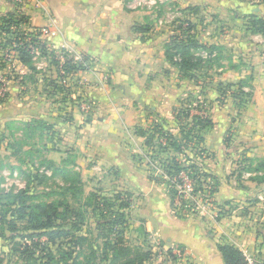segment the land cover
Instances as JSON below:
<instances>
[{"label":"crops","instance_id":"crops-1","mask_svg":"<svg viewBox=\"0 0 264 264\" xmlns=\"http://www.w3.org/2000/svg\"><path fill=\"white\" fill-rule=\"evenodd\" d=\"M253 13L264 19V2L165 0L156 10H131L125 0H0V79L6 90L0 105L7 109L0 119L53 124L59 137L51 144L61 151V160L69 155L82 174H100L124 186L131 194V217L150 241L183 247L188 264H224L219 243L233 244L249 260L264 264V181L244 180L242 173L239 182L235 169L243 158L264 159V36L250 28ZM11 14L14 20L23 18L12 31L50 28L54 34L43 37L47 51L55 54L63 46L70 61L85 66L73 72L67 86L73 99L89 105L88 121L76 105L68 107L67 120L57 112L36 75L41 66L56 75L49 54L28 62L19 58L13 34L2 30ZM182 21L193 25L200 45L215 48L216 62L188 72L194 79L165 53L178 32L174 25ZM201 51L194 56L207 59ZM248 76L252 88L246 105L221 97V84ZM192 97L210 103L212 126L202 132L206 157L200 163L214 178L216 191L209 210L180 218L171 212L167 187L148 163L165 156L156 150L162 138L152 133L154 125L178 137L174 108ZM251 197L253 212L234 206Z\"/></svg>","mask_w":264,"mask_h":264},{"label":"rangeland","instance_id":"rangeland-1","mask_svg":"<svg viewBox=\"0 0 264 264\" xmlns=\"http://www.w3.org/2000/svg\"><path fill=\"white\" fill-rule=\"evenodd\" d=\"M176 26L174 25L173 28ZM36 62L39 61L36 60ZM39 69L36 75L40 74L41 78L56 76L50 75L46 66H41ZM41 85L43 89L44 83L42 82ZM60 86L65 88H60L56 95L50 98V102L55 104L61 117L67 118L69 116L68 107L72 104L79 108L82 101L77 97L74 99L71 97L73 92L71 88L70 93L64 90L69 88L67 84ZM5 92L0 94V99L4 97ZM64 96H67L66 101L69 103L67 106L60 102ZM186 100L192 101L193 106L198 105L204 112H208L210 103L205 104L207 99L192 97ZM219 101L221 102L222 98H219ZM13 103L9 102L7 105L11 110L14 107ZM45 104L44 108L49 105V102ZM3 112H7V109L1 104L0 114ZM89 113H91L90 107L83 113L84 121L90 115ZM8 122L9 120L0 119V264H62L60 263L62 253L77 257L81 264H87V259L94 261V264H110L107 257L108 254L110 257L111 251L105 255L106 233L107 238H112L114 242V236L108 233L112 226L110 221L115 219L116 212L123 211V208H118L119 201H115L112 197L116 192H127L124 186L115 184L114 180L106 176L99 178L100 174L92 178L82 174L75 164H70L69 155L65 157L69 161L66 170L71 172L66 174L61 170L63 165L61 151L60 153L53 151L51 142L49 140L47 142L48 138L45 135L40 138L41 136L38 135L41 131L26 128L27 126L21 122ZM44 143L48 145V149H42ZM191 155L187 153L186 157ZM182 160L184 161L183 158ZM197 160L200 162L199 159ZM50 161L53 162L54 168L49 166ZM149 161V169L154 173L156 167L151 163L156 164L157 161L151 159ZM250 163L248 170L241 172L246 178L237 177L239 182L242 179L264 181V167L255 172L254 168L257 163L252 161L247 164ZM241 164L235 168L236 173L239 172ZM65 175L68 177L66 178ZM98 197L107 199L112 207H105V210H112V212H104L97 208L95 202ZM252 201L253 197L245 204L234 206H237L243 213L253 212V205L250 204ZM133 211L134 209L130 206L127 228L124 233L125 244L133 250V253L134 251L146 252L148 248L151 258L145 264H188V261H179L170 255L159 254L147 234L143 232L142 226L132 219ZM194 212H198L192 213L195 215L201 211L196 209ZM192 214L185 213V216ZM46 224L49 225V230L57 228L71 230L73 232L72 241L48 244L46 236L41 235L46 231ZM79 238L80 240H77ZM51 255L54 261H49ZM129 258H133V255L127 256L124 260Z\"/></svg>","mask_w":264,"mask_h":264},{"label":"trees","instance_id":"trees-1","mask_svg":"<svg viewBox=\"0 0 264 264\" xmlns=\"http://www.w3.org/2000/svg\"><path fill=\"white\" fill-rule=\"evenodd\" d=\"M259 1L264 2V0ZM248 18L251 30L264 36V19L260 18L257 14L254 13L249 14ZM20 21H23L22 17L14 20V15L11 14L5 21L6 23L2 27V30L6 33L13 34L11 45L22 42L21 45H18L13 49L17 51V54L21 60L28 62L31 59V55L26 49L27 43L23 41V39L25 38V33L16 30L12 31L10 29L12 25H16L17 22ZM176 29L178 32L172 35L170 40L165 45L166 56L170 60V62L176 65L179 70L183 71L185 75L194 79L195 76L188 72L202 69L207 65H212V63L216 62V56L208 57L207 59L203 60L198 56H194L193 52L197 50H206L209 54H211L215 51V48L202 46L197 42L193 31V25L190 22L184 23L182 21L176 26ZM31 42H36L37 44L41 45V50L43 51L42 53L49 54L50 63L53 65V67H55L57 71L58 60L55 58V54L53 52L47 51L44 44H42L40 40L31 39ZM84 67V65L79 66L74 64L68 58L64 63L65 72H74L78 69H84ZM31 68L35 69L32 66ZM50 77L51 76H49L48 78H42V80L44 83L43 89L46 92L47 97L52 98L53 95H56V92L59 91L60 88L62 89L65 87H62L58 84L59 76H57V74L55 77ZM29 79L31 80L32 76H29ZM251 88V77L248 76L247 78L242 79L237 83L224 85L221 84L219 86V91L221 97H232L237 101V105L244 106L250 99ZM64 90L70 93V88ZM66 100L67 96H64L62 97V100L60 102H63L64 105V103L67 102ZM191 103L192 101H181L174 108L175 118L178 123V137L174 136L168 130H165L163 126L159 124L154 125L152 133H157L159 138H162V142H157L156 150L159 154L163 153L165 155L163 157L161 156L157 161L161 166L163 172L170 179L176 176L182 169L187 171L188 174L192 176L194 182V192L202 191L207 187L209 197H211L212 199L213 193L216 191V182H214V178L211 177L210 174L203 169L202 163L198 162L197 160L206 157V151L203 147L204 138L202 132L205 129L211 127L212 122L209 115L204 112L200 106H193ZM67 118L64 119L67 120ZM88 120L89 119L87 118L86 121ZM24 124L25 126H27L26 128H29L31 130L37 129V131H41V133L39 132L38 135L41 136L40 138L45 135L48 138L47 142L48 140L52 142L56 137V131L53 128V124H50L46 121L34 119L30 122H25ZM150 138H152L151 134L147 137V139L149 140ZM42 149H48V145L46 143L42 144ZM187 153H191L192 155L187 158ZM180 156H182L185 162ZM61 162L63 163V165L61 166V170L66 174L67 172H71L69 170H66V168L69 166L67 164L69 163L68 160L62 159ZM249 162L252 161L248 158H243L241 160L239 164H242L239 168V172L237 173V177H241V172L248 170L251 165V163L249 165L247 164ZM255 163H257L256 168H254L255 172L260 171L264 167V159L256 160ZM48 164H50L49 166L54 168L53 162L50 161L48 162ZM65 177L67 178L68 176L65 175ZM156 178L160 182L164 183L168 188L170 205L172 207L173 199L176 196L177 191L175 190L174 186H172L168 180L163 179L161 175L157 174ZM94 197L96 198L97 196ZM112 198L115 201H119L118 208H123V211L116 212L114 215L115 219L110 221L112 226L108 230V233L114 236L113 239H115V241L112 242V238H107L108 234L106 233V242L104 243L106 247L105 255H107V253L111 251L110 257L109 254V258L107 257L110 264H145V262L149 261L151 258L150 250H148L147 248L146 252L134 251L133 253V250L130 247H127L124 241V233L127 228L128 211L132 203L131 194L129 192H116ZM95 203L98 209H102V211L104 212H112V210H105V207L111 208L112 205L109 204L107 199H105L104 197H98ZM182 203L183 204L181 205V207L183 208L184 201ZM211 204L213 205V201H211ZM94 209H96V206H94ZM181 212L182 211L178 212L176 216L180 218L186 217L185 214ZM218 214H220V212H218ZM45 228L46 231L42 232L41 235L46 236V242L48 244H57V242L63 241L65 243H70L69 241H72L73 239V232L69 229L57 228L56 230H49L48 224H46ZM76 238L77 237H75V239ZM77 240H80V238ZM217 249L222 255L224 264H248V259L245 254L233 244L219 243L217 244ZM130 255H133V258L124 260V258ZM49 261H54L53 255L49 257ZM61 261L62 262L60 263L62 264H81L80 260H78L77 257H72L71 255L65 253H62ZM86 263L94 264L95 262L87 259ZM254 264L258 263L254 262Z\"/></svg>","mask_w":264,"mask_h":264},{"label":"built area","instance_id":"built-area-1","mask_svg":"<svg viewBox=\"0 0 264 264\" xmlns=\"http://www.w3.org/2000/svg\"><path fill=\"white\" fill-rule=\"evenodd\" d=\"M126 7L131 10H156L159 8L160 5H162L165 0H125ZM54 32L47 27L43 28H37L32 29L29 33H25V38L23 39L24 42H26V49L28 50L29 54L31 55V58H35L36 56H39L43 54L41 50V45L37 44L36 42H31V39H37L44 44L46 48V43L43 40L44 36L53 35ZM20 43H15L12 46L16 47L18 45H21ZM200 55L204 58L212 57L213 54H209L208 51L203 50L201 51ZM55 58L58 60V67H57V76L58 77V84L64 85L67 84L69 81L73 79V72H65L64 70V63L67 60V56L64 50V47L61 46V48L55 53ZM4 81L0 79V94H4L5 87H4ZM88 104L87 102H81L79 104V108L81 111L86 112L88 110ZM150 162V161H149ZM152 166L156 167V175H161L163 179L168 180L172 186H174L175 190L177 191L176 196L173 199V205L171 207V212L176 216V214L180 211L181 213H198L194 212L196 209H199L200 211L209 210L212 207L211 204V197H209V194L206 189L198 192H194V182L192 179V176L188 174L185 170H180L176 176H174L172 179L168 178L167 175L163 172L161 169V166L158 164V161L156 164L151 163ZM205 188V187H204ZM184 201L183 208L181 205ZM187 211V212H183ZM192 211V212H189ZM202 213V212H199ZM151 239V238H150ZM153 244V247L156 248V251L159 254L164 255H170L175 260L179 261H186L187 260V252H185V249L179 245L165 243L161 241H151ZM248 259V258H247ZM248 264H254L253 261L248 259Z\"/></svg>","mask_w":264,"mask_h":264}]
</instances>
